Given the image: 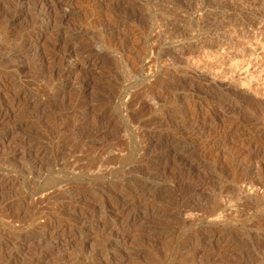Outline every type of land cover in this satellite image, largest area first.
I'll return each mask as SVG.
<instances>
[{
    "label": "rangeland",
    "instance_id": "1",
    "mask_svg": "<svg viewBox=\"0 0 264 264\" xmlns=\"http://www.w3.org/2000/svg\"><path fill=\"white\" fill-rule=\"evenodd\" d=\"M0 264H264V0H0Z\"/></svg>",
    "mask_w": 264,
    "mask_h": 264
}]
</instances>
